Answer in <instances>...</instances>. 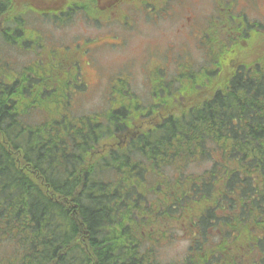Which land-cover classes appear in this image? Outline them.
Returning <instances> with one entry per match:
<instances>
[{
	"label": "trees",
	"instance_id": "16d2710c",
	"mask_svg": "<svg viewBox=\"0 0 264 264\" xmlns=\"http://www.w3.org/2000/svg\"><path fill=\"white\" fill-rule=\"evenodd\" d=\"M14 4L0 0L2 26ZM13 46L0 38V264H264V81L239 66L209 98L122 139V111L35 121L37 87ZM175 231L186 252L166 261Z\"/></svg>",
	"mask_w": 264,
	"mask_h": 264
},
{
	"label": "flooded vegetation",
	"instance_id": "af4514ba",
	"mask_svg": "<svg viewBox=\"0 0 264 264\" xmlns=\"http://www.w3.org/2000/svg\"><path fill=\"white\" fill-rule=\"evenodd\" d=\"M201 1L207 7L199 15V10L193 5L203 7L204 5H200ZM262 2L264 0H255L254 5L249 7L245 0H206V3L204 0H196V3L190 0H34L29 5L26 0H20L15 20H9L13 23L12 27L2 26L3 21L0 18V38L3 42L14 45L18 53L14 61L26 69L29 86L37 87L34 98L38 103L40 101V108L34 111L35 121L60 115L75 118L80 125H86L89 122L100 123L117 111H122L125 119L117 123L122 132L118 137L126 139L128 134L135 137L138 129L157 126L164 120V116L179 115L181 107L187 109L192 99L209 98L213 94V87L217 84L226 85L230 75L239 66L243 67L240 73L244 76L250 77L254 74L253 82L260 84L264 81V44L257 38L264 34V23L258 20V15H264ZM54 16L56 20L51 18ZM141 18L164 25L163 30L169 33H183L188 36L194 31L198 32L197 40L202 49L208 46L202 43L209 39L220 43L218 53L209 59L212 69L204 70L202 64L200 69L190 74L180 73L179 70L176 75L158 53L151 50L147 57L151 52L156 56H149V59L162 64L157 65V74H161L151 76L157 79L154 84L148 83L149 77L144 75L143 65L141 71L144 79L141 83L144 91L137 93L131 88L133 71L129 69L131 82H121L117 88L120 98H117L113 92L111 95L104 93L107 84L104 72L107 68L103 69L100 71V77L104 79L102 93L98 98L100 102L85 108L84 99L90 95V79L84 74L82 79L80 62L97 66L94 53L101 49L100 46L105 45V48L121 44L117 39L111 42L103 39L104 35H110L109 23L113 26L120 23L133 27L137 26ZM78 19L88 24L77 29L78 32L87 33L89 26L95 24V27L100 28L95 30L97 37L92 38L88 34L77 40H62L53 36L54 31L66 30ZM245 35L254 37L252 46L247 50L243 39ZM234 39L239 40L238 48L229 52ZM46 42L62 43L65 49L70 45L73 47L64 49L65 53L58 55L52 53L51 49L45 50ZM173 47L175 46L170 45L167 49ZM27 59H33L34 63ZM245 65L251 66L245 69ZM72 69L74 73L71 72ZM42 71L44 76L41 75ZM16 77L19 78V75ZM70 84L71 91L68 88ZM115 97V105L107 106L110 98ZM72 98L76 108L70 107ZM122 143L118 142L119 145Z\"/></svg>",
	"mask_w": 264,
	"mask_h": 264
},
{
	"label": "rangeland",
	"instance_id": "374dc122",
	"mask_svg": "<svg viewBox=\"0 0 264 264\" xmlns=\"http://www.w3.org/2000/svg\"><path fill=\"white\" fill-rule=\"evenodd\" d=\"M27 5H29L30 1L34 0H26ZM206 3V0H204ZM247 6L252 7L254 5L255 0H245ZM192 3H196V0H190ZM14 7L17 10V7H20V0H14ZM16 5V6H15ZM192 5V4H191ZM200 5H204V2L201 1ZM199 10V15L202 11H204L207 7L205 4L203 7H198L197 5H193ZM262 6L264 7V3L262 2ZM246 12V10H245ZM128 14V12H125ZM257 15V14H256ZM258 20L264 23V15H258ZM88 26L87 22H84L82 19H78L66 30L54 31L52 34L55 38L59 39H70L77 40L79 37H85L90 34L92 38L97 37L95 30L100 29L95 27V24L89 26V30L87 33H80L77 29H80L83 26ZM110 35H104L103 39L108 40L109 42L117 39L121 42L120 45L114 47H105V45L100 46L101 49H97L98 51L94 53L96 56L97 66H89V63L80 62L81 67L80 71L86 75L87 79H90V87L89 92L90 95L84 99L86 103L85 108H88L94 104L100 102L98 99L102 93L103 82L104 79L107 81L106 87L104 89V93H111L120 98L118 95L120 84L124 80L130 81V73L129 69L133 71V80L131 84V88L135 90L137 93H141L144 90L142 89L141 80L144 79V75L148 78L149 84H154L157 80L152 78V75H160L161 72L157 74V65H162L155 60L149 59L150 57H155V54H151L147 57L149 51L154 50L158 53L160 58L170 67L171 72L177 74V71L180 73L190 74L191 72L197 71L200 69V66L203 64L204 70L212 69V64L210 62V58L218 53V50L221 46L220 43H214L210 39L202 44L208 45L204 46V49L200 47L198 43L197 36L199 33L194 31L188 36L183 33H169L163 30L164 25H160L151 21H146L143 18L138 22L137 26L128 27L117 23L116 25H112L109 23ZM96 28V29H95ZM81 35V36H78ZM102 37V35H99ZM221 37V36H216ZM192 38V39H191ZM202 37H200L201 40ZM198 39V40H197ZM226 38L224 39V41ZM98 43V40L95 41ZM228 40L225 41L227 43ZM116 44V43H115ZM175 46L173 48L167 49L168 46ZM73 45L65 46L62 43H45V50L51 49L52 53H57L58 55L64 54L65 50L71 49ZM99 57V58H98ZM28 62L34 63L33 59H27ZM36 62V60H35ZM144 65V75L141 71V67ZM107 68V69H106ZM106 69L104 72V79L100 77V71ZM74 69L71 70L72 73ZM197 76H199L197 74ZM180 80L184 81L183 78ZM131 82V81H130ZM76 84V82H73ZM72 84L68 85L69 90L72 89ZM150 86V85H149ZM115 98H110L107 106L115 105ZM145 98V97H144ZM147 100V99H146ZM71 108H76L77 105L75 100L72 98L71 100ZM195 170H199L196 168ZM183 235L179 234V231H175V235L170 237V241L162 244L160 248V255L164 260H173L182 259L186 252L187 241L182 238Z\"/></svg>",
	"mask_w": 264,
	"mask_h": 264
}]
</instances>
